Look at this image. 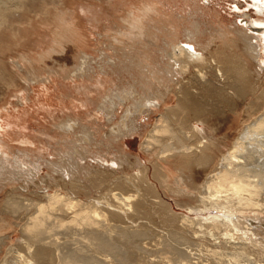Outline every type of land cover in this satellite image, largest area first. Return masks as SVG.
Returning <instances> with one entry per match:
<instances>
[{
	"label": "bare ground",
	"instance_id": "6f19581e",
	"mask_svg": "<svg viewBox=\"0 0 264 264\" xmlns=\"http://www.w3.org/2000/svg\"><path fill=\"white\" fill-rule=\"evenodd\" d=\"M99 1L119 9L116 0ZM140 1L133 2L126 31L119 32L125 48H119L124 39L115 37L111 52L101 50L99 69L88 59L85 38L79 76L100 84L95 122L68 115L54 123L52 132L61 133L39 138L42 145L22 139L15 149L0 138V221L9 213L23 235L21 250L0 264H264V0L249 2L263 15L243 11L239 16L249 21L241 24L206 20L207 6L199 0H184L201 10H190V24L164 0ZM31 2L14 6L27 9ZM88 8L92 17L98 11L96 20L106 13ZM8 17L0 6V23L11 25ZM203 20L212 25L203 27ZM213 30L232 35L228 49L214 47ZM111 75L120 83L107 89ZM155 113L153 125L140 122ZM232 115L240 124L224 133ZM102 116L110 128L100 129L101 135L93 125H101ZM77 130L89 144L105 136L120 148L126 135L139 133L142 150L155 156L143 165L126 152L110 158L98 152L91 162L68 146L73 140L58 142L56 153L46 148ZM101 142L107 154L112 143ZM64 157L71 160L67 168ZM170 159L181 162L175 179L164 164ZM37 178L57 187L38 191ZM32 184L34 199L22 197ZM95 189L97 198L80 195ZM167 196L187 212L178 213Z\"/></svg>",
	"mask_w": 264,
	"mask_h": 264
},
{
	"label": "rangeland",
	"instance_id": "374dc122",
	"mask_svg": "<svg viewBox=\"0 0 264 264\" xmlns=\"http://www.w3.org/2000/svg\"><path fill=\"white\" fill-rule=\"evenodd\" d=\"M19 1L0 0V6L6 8L9 14L7 20L12 23L11 25L8 21L0 23V114L2 113L0 138L3 136L15 149L21 147L20 140L22 139L35 140L42 145L39 138L46 141L45 139L48 137L46 133L50 132L48 134L53 136L58 135L61 132H52L55 128L54 123L68 115L72 114L75 118L82 120L84 124L89 121L95 122L98 119L97 116L100 114L96 113V109L98 110L96 104L101 99L97 90L100 84L96 80L79 76L85 38L88 40V54H91L88 59L91 60L92 58L91 63L99 69L97 61L102 60L101 50L111 52V46L117 43L114 40L115 37L124 39L123 43L119 44V48H125V37L121 36L119 32L126 31L128 20L132 17L129 10L133 2L136 5L142 2L140 0H116L115 3L119 9L112 11L108 2L99 0H32L27 9L15 7L14 4ZM251 1L253 0H210L209 2L207 0L200 2L199 0L198 3L199 6H207L204 12L206 14L205 19L208 21L219 20L224 17V22L228 21L227 24L235 20L241 24L244 19L249 21V17L239 16L243 11L252 12L254 17L263 15L249 4ZM237 3L244 6L238 10L236 8ZM160 4L162 3L160 2ZM164 4L170 12L176 11L178 12L177 15H185V24H190V21L194 19L190 18V10L201 12L198 5L196 8L192 2L188 4L184 0H164ZM89 6L95 10L99 9V11L101 8L105 9L108 14L102 11L103 13L100 14L102 17L99 20L93 19L98 11H94L92 17L91 13L88 12ZM126 6L128 7L125 9ZM203 21L205 28L212 25L211 22ZM254 32L258 31L254 30ZM211 36L215 41L214 47L218 45L222 49L229 48L232 35L213 30ZM148 37L147 35L146 38ZM132 49L134 53L139 52L137 46ZM14 62H20L21 66L15 65ZM111 76L105 83L107 89L120 83L116 75ZM112 78H114L113 81ZM101 90H104L103 86H101ZM122 110L123 107L119 109V115H123ZM158 116L159 113H155L148 120L146 115L140 119V122H150L153 125ZM102 117L99 120L101 125H93V128L98 129V133L101 135L104 132L100 129L106 131L110 128L107 118ZM239 124L238 117L234 120L233 115L230 116L224 126V133L234 132ZM61 140H73V144L68 143V146H73L79 150L81 158L85 157L87 161L91 162L93 160H89V158H93V153L98 152L109 158L112 154L113 156H120L126 152L131 155L133 160L141 161L143 165H149V160L155 156L154 154L148 155L146 151L142 150L144 137L139 133L128 134L123 138L122 148L124 151L120 145H117L116 141L106 140L105 136L96 138L89 144L81 130L71 133L70 136H57L46 148L52 153H56L55 148H58V142ZM101 141L105 144L112 143L107 154V149L105 146H101ZM228 141H232V137ZM84 147H90V151L84 150ZM31 149L33 151L30 155L34 157L33 154L36 153V151L34 152V145L31 146ZM49 156L53 158V156ZM49 156L47 157L49 158ZM69 163L71 160L67 162L65 157L61 161L65 168ZM180 163L179 160L172 159H170V163H164L172 179L177 176ZM137 170L135 169L134 173ZM47 172L48 170L45 168L39 172V176L46 175ZM58 173L60 174L59 171L53 172L51 170V174L59 179ZM185 173L188 174L187 171ZM199 177L197 179L200 182L205 177L204 173ZM37 182L39 183L38 187L40 186L38 191L44 193H52L57 187L47 178H43V180L37 178ZM87 182L89 179H84V183ZM10 188V185L5 186L4 192L10 191ZM26 189L22 193V197L34 199V184ZM64 191L68 193L69 190L64 189ZM99 194L100 189L92 190L89 193L80 192L83 198H97ZM167 198L172 201L178 213L187 212L184 207L181 208L175 204L173 197L167 196ZM4 216L8 218L6 221H0V238H2L0 262L4 258H11L16 251H20L23 239L18 226L20 221L16 220L17 223L14 225V219L9 213H5Z\"/></svg>",
	"mask_w": 264,
	"mask_h": 264
},
{
	"label": "snow or ice",
	"instance_id": "6c2138e0",
	"mask_svg": "<svg viewBox=\"0 0 264 264\" xmlns=\"http://www.w3.org/2000/svg\"><path fill=\"white\" fill-rule=\"evenodd\" d=\"M262 63H264V61H262Z\"/></svg>",
	"mask_w": 264,
	"mask_h": 264
}]
</instances>
